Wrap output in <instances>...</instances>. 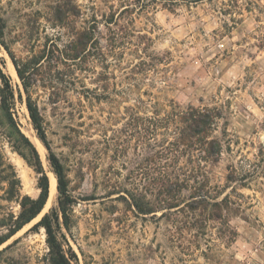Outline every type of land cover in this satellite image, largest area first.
<instances>
[{
  "label": "rangeland",
  "instance_id": "obj_1",
  "mask_svg": "<svg viewBox=\"0 0 264 264\" xmlns=\"http://www.w3.org/2000/svg\"><path fill=\"white\" fill-rule=\"evenodd\" d=\"M0 23L12 113L50 185L42 211L0 246V264H51L37 224L57 212L71 264H264V0H0ZM12 54L31 62L67 169L69 228ZM1 119L5 235L21 210L8 176L21 195L40 188Z\"/></svg>",
  "mask_w": 264,
  "mask_h": 264
},
{
  "label": "trees",
  "instance_id": "obj_2",
  "mask_svg": "<svg viewBox=\"0 0 264 264\" xmlns=\"http://www.w3.org/2000/svg\"><path fill=\"white\" fill-rule=\"evenodd\" d=\"M5 37V24L0 23V41L4 46ZM90 36L87 32L83 33L78 40V46H87L88 38ZM7 47V46H6ZM17 74L20 77L24 90L26 92V105L29 111V115L33 124V127L37 133L38 138L49 150V161L53 167V171L58 180V190L60 193L59 208L63 217L64 225L69 228L71 223L72 212V199L69 193V178L67 169L60 158L55 154L50 145V141L47 136L44 117L40 111L37 101L33 98L32 86L34 84L30 77L29 65L30 61H23L17 59L13 54L11 55ZM33 63V62H32ZM0 117L2 122H5L8 128V134L14 143V147L25 158L30 166H32L39 174L38 186L40 188V194L38 197L33 198L30 195H21L20 187L21 180L14 171L8 176L10 183L9 198H17L21 210L16 218L12 221L9 231L5 235H0V246L5 243L9 238L15 235L26 224L31 222L44 208L49 197V178L43 167L40 155L36 147L29 140L28 137L21 132L18 122L13 116L12 108L15 99L14 87L11 82V78L3 73L0 69ZM196 123H200L201 119L194 120ZM38 227H43L46 233V242L49 248V256L51 264H71L70 260L66 256L62 243L59 238V215L58 212L53 215L46 214L41 221L38 222Z\"/></svg>",
  "mask_w": 264,
  "mask_h": 264
},
{
  "label": "bare ground",
  "instance_id": "obj_3",
  "mask_svg": "<svg viewBox=\"0 0 264 264\" xmlns=\"http://www.w3.org/2000/svg\"><path fill=\"white\" fill-rule=\"evenodd\" d=\"M55 186H56V179L54 176H52V178H51V189H54Z\"/></svg>",
  "mask_w": 264,
  "mask_h": 264
}]
</instances>
